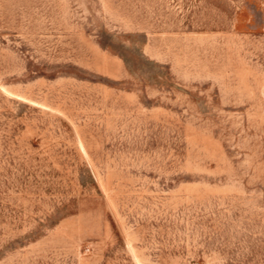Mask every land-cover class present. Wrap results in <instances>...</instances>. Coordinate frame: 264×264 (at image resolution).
Wrapping results in <instances>:
<instances>
[{"label": "rangeland", "instance_id": "rangeland-1", "mask_svg": "<svg viewBox=\"0 0 264 264\" xmlns=\"http://www.w3.org/2000/svg\"><path fill=\"white\" fill-rule=\"evenodd\" d=\"M0 264H264V0H0Z\"/></svg>", "mask_w": 264, "mask_h": 264}]
</instances>
